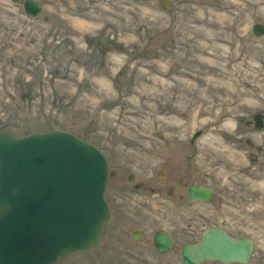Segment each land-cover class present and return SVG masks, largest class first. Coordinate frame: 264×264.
<instances>
[{"label": "rangeland", "instance_id": "1", "mask_svg": "<svg viewBox=\"0 0 264 264\" xmlns=\"http://www.w3.org/2000/svg\"><path fill=\"white\" fill-rule=\"evenodd\" d=\"M37 1L41 12L28 17L21 2L0 0V131L70 132L107 157L111 185L122 161L152 173L165 157H182L198 128L197 149L219 156L211 170L219 202L172 209L148 191L140 207L110 201L99 245L57 264H184L182 246L212 226L251 238L247 264H264V166L253 162L262 134L245 125L264 112V35L252 32L264 25V0ZM208 78L222 83L206 88ZM141 169L125 170L155 185ZM159 229L177 237L165 254L152 240Z\"/></svg>", "mask_w": 264, "mask_h": 264}, {"label": "water", "instance_id": "2", "mask_svg": "<svg viewBox=\"0 0 264 264\" xmlns=\"http://www.w3.org/2000/svg\"><path fill=\"white\" fill-rule=\"evenodd\" d=\"M12 1L22 2L29 17L41 11L37 0ZM252 32L264 35V25L253 24ZM108 169L98 148L67 131L21 137L0 131V264H57L69 254L97 246L111 218L104 198ZM190 193L206 201L211 190L191 187ZM133 238L140 240L137 230ZM153 243L160 253L175 246L163 230L155 232ZM253 249L252 239L211 227L199 241L184 245L181 257L184 264H247Z\"/></svg>", "mask_w": 264, "mask_h": 264}, {"label": "flooded vegetation", "instance_id": "3", "mask_svg": "<svg viewBox=\"0 0 264 264\" xmlns=\"http://www.w3.org/2000/svg\"><path fill=\"white\" fill-rule=\"evenodd\" d=\"M245 125L256 127L257 130L262 134V137H260V139L257 141L259 148L255 147V154H257V156L253 162L255 163L254 169H256L261 165L264 166V161H262V164L261 160L259 161L262 155H264V134L261 132V127L264 125V112L262 114L257 113L254 117L245 121ZM195 133H197V136H195L194 140L191 141ZM203 135V129L198 128L194 130L185 139V142L190 147L189 152H187V147H185V152L182 157H165L163 161L152 165L154 168L152 173L148 171L149 165H137L136 163L132 165L130 163H124V161H122V164L120 166L124 167V170H121L120 176L112 185L110 184L108 172V179L104 196L109 208L110 201L119 203L122 205V207H140V195L147 193V191L156 196L163 197V201L165 202V204H167L166 206L172 209L186 210L189 208L203 207L214 202H219L221 198H217V183L211 180L213 176L211 170L214 171L212 163L216 161L219 156L209 154L208 156L204 157V155L202 154L203 152H201L200 149H197L199 147H197V142ZM241 135L245 136L246 134L243 133ZM245 142H249V139L245 138ZM217 161V165H219L221 162L219 161V159ZM138 166L140 168H144L141 169V173L144 175V182H146L145 177H149L150 180L156 183L155 185H145L144 183H142L143 178L140 179L141 177H139L136 171L125 170L127 167L133 170ZM147 173L149 174V176L146 175ZM109 187L110 191L108 190ZM191 187L209 188L211 190L210 197L205 201L198 196L192 195L190 193ZM108 191L110 193L107 198ZM135 230H137L138 235L142 237L141 231L139 229H134L133 231ZM164 231L168 233L176 242L177 237L173 236L169 231ZM202 232L200 233L198 240L201 238Z\"/></svg>", "mask_w": 264, "mask_h": 264}, {"label": "bare ground", "instance_id": "4", "mask_svg": "<svg viewBox=\"0 0 264 264\" xmlns=\"http://www.w3.org/2000/svg\"><path fill=\"white\" fill-rule=\"evenodd\" d=\"M219 47V46H218ZM210 55H212V54H210ZM210 62H212V61H210ZM242 63V61L240 62V64ZM236 71V70H235ZM228 74H231L230 73V69H228V72H227ZM233 74V73H232ZM220 81V82H219ZM230 81V82H229ZM217 83H222V80L220 79H216V78H213V79H211V78H208L207 80H206V88H209V87H215L216 85H217ZM237 84H238V82L234 79V78H229V80H228V85L231 87V89H232V91H233V89H237L236 87H237ZM189 86H191V85H189ZM186 87H188V86H186ZM154 88V89H153ZM151 91V93H153V95H155V94H157L158 92H159V90H158V88H157V86H156V83L154 84V86L152 87V89L150 90ZM144 105H146V104H144ZM146 106H148V105H146ZM150 106V105H149ZM160 122H161V124H162V122H164L165 120H166V118L165 117H161L160 118Z\"/></svg>", "mask_w": 264, "mask_h": 264}]
</instances>
